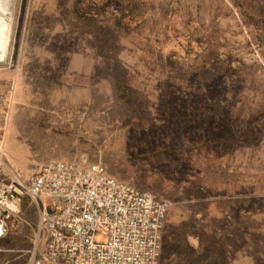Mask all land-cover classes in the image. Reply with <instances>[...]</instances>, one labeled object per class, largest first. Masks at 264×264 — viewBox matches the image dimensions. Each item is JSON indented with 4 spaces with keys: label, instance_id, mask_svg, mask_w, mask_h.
<instances>
[{
    "label": "rangeland",
    "instance_id": "rangeland-1",
    "mask_svg": "<svg viewBox=\"0 0 264 264\" xmlns=\"http://www.w3.org/2000/svg\"><path fill=\"white\" fill-rule=\"evenodd\" d=\"M3 101L24 181L99 163L169 203L159 264H264V0H15ZM21 205L0 264H47Z\"/></svg>",
    "mask_w": 264,
    "mask_h": 264
},
{
    "label": "built area",
    "instance_id": "built-area-1",
    "mask_svg": "<svg viewBox=\"0 0 264 264\" xmlns=\"http://www.w3.org/2000/svg\"><path fill=\"white\" fill-rule=\"evenodd\" d=\"M7 121L0 108V135ZM0 145V240L28 196L47 264H159L169 203L118 181L99 163L53 160L24 181L4 163ZM37 241V239H36ZM35 241V242H36ZM33 255L31 256V259Z\"/></svg>",
    "mask_w": 264,
    "mask_h": 264
},
{
    "label": "trees",
    "instance_id": "trees-1",
    "mask_svg": "<svg viewBox=\"0 0 264 264\" xmlns=\"http://www.w3.org/2000/svg\"><path fill=\"white\" fill-rule=\"evenodd\" d=\"M139 4L135 1H128L124 4L123 10H121V15L123 18L128 17L129 15L134 14L139 10ZM80 16V15H79ZM120 19L116 22V25H120ZM201 57V56H199ZM162 58V66L171 74L172 77L176 78H182L186 79L190 74L193 72V70L197 71L201 69V67L204 66V59H195L193 60L192 63H197L195 65H189V67H186L183 63H179L178 60L173 56V55H167V56H161ZM201 60V62H200ZM21 206L26 207L28 204L30 205V216L34 218L35 221V227L36 228V212H35V207L33 206L30 198L28 196H24L21 201ZM35 215V216H34ZM3 240H6L4 238ZM15 264V263H14ZM16 264H27V259L23 260L21 262H17Z\"/></svg>",
    "mask_w": 264,
    "mask_h": 264
},
{
    "label": "bare ground",
    "instance_id": "bare-ground-1",
    "mask_svg": "<svg viewBox=\"0 0 264 264\" xmlns=\"http://www.w3.org/2000/svg\"><path fill=\"white\" fill-rule=\"evenodd\" d=\"M15 0H0V64L6 62L9 51L13 7Z\"/></svg>",
    "mask_w": 264,
    "mask_h": 264
}]
</instances>
